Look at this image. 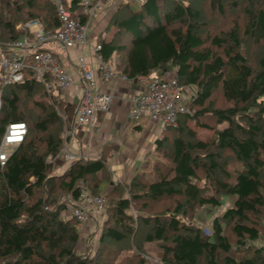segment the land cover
Masks as SVG:
<instances>
[{
  "label": "trees",
  "instance_id": "trees-1",
  "mask_svg": "<svg viewBox=\"0 0 264 264\" xmlns=\"http://www.w3.org/2000/svg\"><path fill=\"white\" fill-rule=\"evenodd\" d=\"M63 1L71 12L81 8L82 0ZM230 13L236 15L232 25ZM32 20L45 31L61 27L51 0H0V44L26 36L21 25ZM81 21L86 23L87 16L81 15ZM109 28L114 35L108 41L99 38V53L117 72L137 78L172 66L179 85L195 91L187 99L194 114L180 115L178 126L166 129L177 134L156 144L167 160L156 163L158 180L136 176L130 197L121 193L114 201L106 195L99 252L107 259L102 264H115L110 256L116 252L109 253L107 239L115 245L132 233L137 236L136 218L145 230L137 260L128 264H146L145 248L151 243L161 252V264H264V247L255 245L264 228V53L254 65L242 50L251 43L264 45V0H144L137 9L122 4ZM217 92L225 107L216 106ZM58 107V98L34 80L3 90L0 142L10 123L25 122L28 132L0 167V264H92L78 255L82 223L70 208L79 200V182L91 178V194L103 195L107 162L102 156L80 158L64 174H53L50 159L64 144ZM191 118L215 129V138H197L187 126ZM222 123L228 126L217 129ZM225 151L241 168L227 169ZM203 179L212 186L211 196L203 194ZM224 196L234 197V204L213 220L212 232L179 217L184 206L220 207ZM167 199H177L176 208L158 209ZM136 204H141L137 217L129 213ZM243 248L253 255L241 253Z\"/></svg>",
  "mask_w": 264,
  "mask_h": 264
},
{
  "label": "built area",
  "instance_id": "built-area-1",
  "mask_svg": "<svg viewBox=\"0 0 264 264\" xmlns=\"http://www.w3.org/2000/svg\"><path fill=\"white\" fill-rule=\"evenodd\" d=\"M51 1L57 6L61 27L45 31L39 20H32L21 25L26 36L5 45L0 44V109L3 90L26 80L42 83L47 94L58 99L74 88L77 95L75 119L65 137V142L69 141L73 146L83 128L92 131L98 114L110 110L114 97L104 87L114 79L127 81L130 78L103 60L99 53L101 44H92L90 41V20L102 0H82L81 8L76 12L69 11L63 0ZM81 15L87 16L86 23L81 21ZM52 43H58L68 50L92 46L100 63L96 67L84 61L79 54L80 73L76 74L65 67L47 47ZM137 79L141 90L129 99L130 124L137 125L147 118L163 128L177 127L179 116L191 113L188 100L184 97L185 90L176 77L150 74ZM27 132L25 122L10 123L6 127L0 142V167L6 165L13 151L25 140ZM72 146L67 147L65 144L67 152L63 157L70 163L83 158L75 153ZM106 204V196L93 195L83 188L77 204L70 211L83 225L91 226L94 223L99 228L98 221Z\"/></svg>",
  "mask_w": 264,
  "mask_h": 264
},
{
  "label": "rangeland",
  "instance_id": "rangeland-1",
  "mask_svg": "<svg viewBox=\"0 0 264 264\" xmlns=\"http://www.w3.org/2000/svg\"><path fill=\"white\" fill-rule=\"evenodd\" d=\"M122 5V4H121ZM121 5H116L120 8ZM131 7L133 9H137L139 7V2L137 0H134L131 2ZM118 8V9H119ZM204 10L207 11V7H202ZM237 12V11H235ZM114 11H108V13H101V6H99V9L96 11L95 16L92 20H90L91 26L93 25L94 28H98V32L101 33L105 31V27L109 26V22L112 20V17L114 16ZM209 13V12H208ZM216 14V13H215ZM211 14L212 18H215L217 21L215 24H220L222 19H220L217 14ZM210 15V14H209ZM235 14H228V22L229 25H232V21L235 20L236 15ZM209 17V18H210ZM179 26V24H176ZM229 27V26H228ZM93 28V29H94ZM111 29V28H109ZM110 32V30H108ZM113 35H114V31ZM112 34V33H111ZM110 35V34H109ZM112 35V37H113ZM247 44V43H246ZM243 53L249 56L252 63L255 65L257 64V61L261 58V55L264 53V45H258L251 43L248 46H244L242 48ZM169 68H173L172 66H169ZM159 71V70H158ZM162 74L166 72L164 75L165 77H175V73H169L168 68L161 69ZM175 74V75H174ZM184 88V97L188 99V96L195 91V89L192 88ZM215 101L216 106L225 107L227 104L222 99V96L220 93L215 94ZM58 111L62 115V125L60 126V134L62 138H64V144L62 147L61 152L59 153L60 156L57 158L52 159V165H53V174H56V168L59 164L61 158L64 157L66 151V147H70L71 144L69 141L65 142V137L68 129L70 128V119L66 118V112H65V105L59 101L58 99ZM191 114H194V111L190 108ZM264 116V115H263ZM200 119H193L191 118L187 122V126L194 130L196 132V137L200 138L205 141H210L213 138H215V129H206L199 126ZM228 126L227 123H222L219 126H216L217 129L223 130ZM135 127L128 125L126 127H123L122 129H108V126H105L103 129H101L99 132H93L94 129L91 131L86 137L88 139L86 140V143H81L83 148L85 147L89 153H95L92 155L103 157L107 162V174H108V180L105 182V187L102 188L101 193H103L104 196L108 194L109 199H112L116 201V199L120 196L122 193L126 197H130L131 194L128 191L129 186L131 185L133 178L138 176V180H143L144 182L149 181H156L158 180L159 176L157 174V168L156 163H166V158L164 154L157 150V142L162 139L165 136H170L171 138L177 134V132L168 129L163 128L162 132L159 135V138H155L156 136L153 134V131L150 130L148 127L142 128L139 132L134 131ZM62 130V132H61ZM93 133V134H92ZM158 136V135H157ZM75 153L82 156L81 153L76 152ZM84 155V154H83ZM90 155V154H89ZM51 161V159H50ZM224 163L227 162V169L234 172L237 168H241L242 164L235 160L233 155L229 153L228 151H225L223 154V160ZM63 162V161H62ZM67 171V170H66ZM65 173V172H64ZM63 173V174H64ZM61 175V174H59ZM107 176V175H106ZM210 184V183H209ZM206 180H201L200 185L202 188H204L203 194L205 196H211L214 194V191L212 189V186L209 185ZM78 185L80 186L81 190L87 189V192L91 193V189L93 190L94 182L90 178L88 182H79ZM123 186V187H122ZM117 187V189H116ZM121 187V188H119ZM126 188V189H125ZM119 189V190H118ZM117 190V191H116ZM69 196H62L63 198H68ZM108 204V203H107ZM106 204V207H107ZM234 204V197L231 196H224L223 197V204L220 207L214 208L210 205H196L191 208V206H184L183 210L185 213L181 214L179 217L183 219L187 224L196 225L199 227H202L205 229L206 232H212V225L213 220L216 217H221L223 213L226 212L227 209L231 208ZM165 206L168 208H176L177 206V199H167L163 201V204H159L158 209L161 206ZM105 207V208H106ZM141 207V204H136L132 206L130 210V214L133 216H138L139 208ZM104 208V209H105ZM106 210V209H105ZM161 212V209L158 210ZM152 213H155L154 210L151 211ZM100 220L98 223L100 224L99 228L94 223L91 224V226L86 225H78L80 227V243L77 247L78 255L86 260H89L92 262V264H102L104 261V254L103 251L99 252L100 243L99 239L102 234L103 230V221L105 219V212L103 211L100 215ZM137 219V218H136ZM135 219L134 227L135 230L138 228L139 230H136L137 236H135L134 233L131 234L126 240L114 244H110V241L107 239L108 251L113 254V252H116V255L110 256L112 260H115V264H128L132 260H137V252L136 250L139 248V239L142 234V232L145 230V228L141 227L139 228L140 223H137V220ZM226 231L227 233L233 238V235L231 233L229 225H226ZM98 228V229H97ZM234 240V238H233ZM109 241V242H108ZM141 242V241H140ZM255 245L258 247L263 246L264 247V228L261 231L260 238L255 241ZM112 246V247H111ZM235 246V243H234ZM158 246L156 243L147 244L145 251L148 250L144 255H147L146 258V264H161L160 262V255L161 252L158 251ZM244 255L251 256L253 255V250H246V248L241 249ZM110 253V254H111ZM240 253H237L239 255ZM142 256V255H141ZM115 258V259H114ZM107 259V258H105Z\"/></svg>",
  "mask_w": 264,
  "mask_h": 264
},
{
  "label": "crops",
  "instance_id": "crops-1",
  "mask_svg": "<svg viewBox=\"0 0 264 264\" xmlns=\"http://www.w3.org/2000/svg\"><path fill=\"white\" fill-rule=\"evenodd\" d=\"M132 1L134 0H102V2L100 3L101 13L105 14L108 13V11H114V10L116 11L119 8L116 5L129 4L131 6ZM90 28H91L90 41L92 44L98 42L99 38H103L107 41L110 40L113 35L112 31H114L112 28L109 29L108 23L107 26L105 27V31H103L101 35L98 32L99 31L98 28H94L93 25L91 26V24H90ZM108 30H110V32H108ZM47 47L50 48L57 55V57L60 59V62L65 67H67L70 71L76 74L80 73L79 59H78L79 54L82 55L84 61L96 67L100 63L99 59L95 55L94 49H92V46H87L85 48L78 47L77 49L68 50L58 43H52L47 45ZM111 63L110 65H112ZM168 69H169V73H175L176 71L174 68L168 67ZM152 74H158L164 76L166 72L162 74L161 70L159 71L157 70V71H153ZM104 89L113 95L114 97L113 103L108 112L98 114L93 132L95 133L99 132L105 126H108V129L115 128L116 130L131 125L135 127L134 131H138V132L142 128L148 127L150 130L153 131V134L156 136L155 138H159V135L163 133L162 132L163 127L161 125L153 123L147 118L137 125H132L129 123V114H130L129 99L133 94L138 93L141 90V85L137 78H130L127 81H119L118 79H114L110 83H108L104 87ZM59 101L65 105V112L67 116L66 118L68 119V121L70 119V126H71V124L75 119V113L77 108V95L75 94V89L71 88L70 90H68L64 97L59 98ZM90 133H91L90 130H88L87 128H83L79 132L78 141L74 142L73 146L71 144V146L74 151L76 150V152L81 153L83 158H87V159L99 158V156L94 157L95 155H92L95 153L92 154L89 153L90 154L89 155L88 152L86 151L87 149L85 147L83 148L82 146L83 144L80 146L81 143H86V140L90 136L89 135ZM87 135L88 137H86ZM61 159L62 160H60L56 168L57 171L56 175L63 174L64 172H66V170H68V168L71 165V163L67 161L65 158L62 157ZM101 187L102 188L105 187V183Z\"/></svg>",
  "mask_w": 264,
  "mask_h": 264
}]
</instances>
